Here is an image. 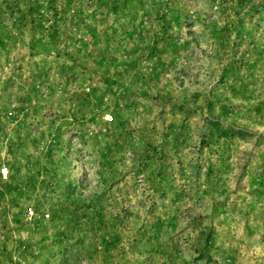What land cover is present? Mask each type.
Here are the masks:
<instances>
[{"label":"rangeland","instance_id":"rangeland-1","mask_svg":"<svg viewBox=\"0 0 264 264\" xmlns=\"http://www.w3.org/2000/svg\"><path fill=\"white\" fill-rule=\"evenodd\" d=\"M0 264H264V0H0Z\"/></svg>","mask_w":264,"mask_h":264}]
</instances>
